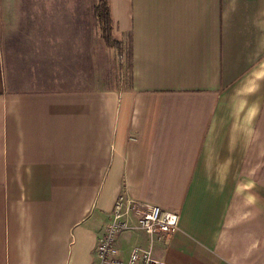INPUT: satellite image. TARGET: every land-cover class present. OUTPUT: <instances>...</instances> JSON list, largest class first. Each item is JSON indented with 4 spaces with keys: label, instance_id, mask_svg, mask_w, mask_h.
Instances as JSON below:
<instances>
[{
    "label": "crops",
    "instance_id": "obj_1",
    "mask_svg": "<svg viewBox=\"0 0 264 264\" xmlns=\"http://www.w3.org/2000/svg\"><path fill=\"white\" fill-rule=\"evenodd\" d=\"M108 3L127 85L79 84L72 21L0 49V264H95L117 194L177 213L158 259L264 264V0Z\"/></svg>",
    "mask_w": 264,
    "mask_h": 264
},
{
    "label": "rangeland",
    "instance_id": "obj_2",
    "mask_svg": "<svg viewBox=\"0 0 264 264\" xmlns=\"http://www.w3.org/2000/svg\"><path fill=\"white\" fill-rule=\"evenodd\" d=\"M94 2L95 0H0V49L5 54V49L14 44L19 48L24 46L27 52L30 44L37 43L48 51L56 42L54 39L58 37L56 34L59 33L60 26H68L69 21H72V28L77 30L79 84L94 89L127 85L129 48L125 47L123 66L117 67L113 50L103 46L95 35L94 21L90 16V8ZM113 35L119 38L118 34ZM121 40L127 43V34Z\"/></svg>",
    "mask_w": 264,
    "mask_h": 264
},
{
    "label": "built area",
    "instance_id": "obj_3",
    "mask_svg": "<svg viewBox=\"0 0 264 264\" xmlns=\"http://www.w3.org/2000/svg\"><path fill=\"white\" fill-rule=\"evenodd\" d=\"M177 219L173 211L117 194L93 247L95 264H169L154 257L152 248L160 234L177 229ZM122 232L143 234L145 240L131 245L124 256L119 255L116 240Z\"/></svg>",
    "mask_w": 264,
    "mask_h": 264
},
{
    "label": "trees",
    "instance_id": "obj_4",
    "mask_svg": "<svg viewBox=\"0 0 264 264\" xmlns=\"http://www.w3.org/2000/svg\"><path fill=\"white\" fill-rule=\"evenodd\" d=\"M91 16L94 21V32L96 37L101 41L103 46L111 48L115 56V63L117 67L123 66L122 56L125 54V47L128 42L116 39L112 35V19L109 10L108 0H95L91 5ZM128 54V51H127Z\"/></svg>",
    "mask_w": 264,
    "mask_h": 264
}]
</instances>
